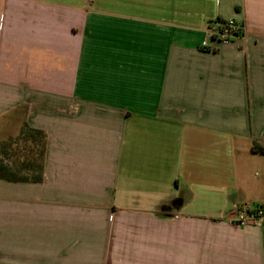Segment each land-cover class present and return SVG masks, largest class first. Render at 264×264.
Listing matches in <instances>:
<instances>
[{
    "label": "crops",
    "instance_id": "1",
    "mask_svg": "<svg viewBox=\"0 0 264 264\" xmlns=\"http://www.w3.org/2000/svg\"><path fill=\"white\" fill-rule=\"evenodd\" d=\"M25 125L0 264H264L231 219L264 209V0H0V142Z\"/></svg>",
    "mask_w": 264,
    "mask_h": 264
},
{
    "label": "trees",
    "instance_id": "2",
    "mask_svg": "<svg viewBox=\"0 0 264 264\" xmlns=\"http://www.w3.org/2000/svg\"><path fill=\"white\" fill-rule=\"evenodd\" d=\"M20 141H24L27 143L28 141L32 142L34 147L30 149V152L37 155L34 161V165L38 166V160L43 159L47 146V136L43 131L36 130L31 128L28 125H25L19 136L15 139H11L9 141L0 142V155L7 156L8 150L10 149L13 143H18ZM260 149V148H259ZM262 150V149H261ZM260 150V151H261ZM264 153V152H263ZM27 168L26 165H24ZM42 170V166L38 167ZM0 180L8 181V182H25L28 181V178L18 177L10 168L4 165L3 161L0 159ZM42 179L40 177H35L34 181L40 182ZM174 209H179L183 206L182 197L174 199L172 202ZM167 208L164 206V209Z\"/></svg>",
    "mask_w": 264,
    "mask_h": 264
},
{
    "label": "built area",
    "instance_id": "3",
    "mask_svg": "<svg viewBox=\"0 0 264 264\" xmlns=\"http://www.w3.org/2000/svg\"><path fill=\"white\" fill-rule=\"evenodd\" d=\"M241 28L234 19L218 21L214 40L220 45L230 44L235 38L241 36ZM233 224L237 226H260L264 222V209L243 205L231 213Z\"/></svg>",
    "mask_w": 264,
    "mask_h": 264
},
{
    "label": "rangeland",
    "instance_id": "4",
    "mask_svg": "<svg viewBox=\"0 0 264 264\" xmlns=\"http://www.w3.org/2000/svg\"><path fill=\"white\" fill-rule=\"evenodd\" d=\"M215 96H219V95L217 94V95H215ZM215 96H214V97H215ZM247 146H248V143H247ZM253 146H254V145H253ZM242 159H243V158H242V155L238 157V166H239V164H240V162H241ZM254 172H258V170H255Z\"/></svg>",
    "mask_w": 264,
    "mask_h": 264
}]
</instances>
